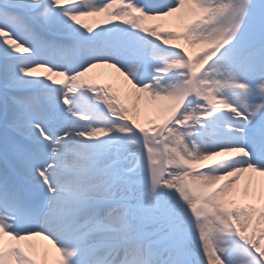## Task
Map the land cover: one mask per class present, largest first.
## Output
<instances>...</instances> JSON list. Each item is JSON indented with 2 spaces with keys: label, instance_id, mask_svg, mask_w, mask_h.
I'll list each match as a JSON object with an SVG mask.
<instances>
[{
  "label": "snow or ice",
  "instance_id": "snow-or-ice-1",
  "mask_svg": "<svg viewBox=\"0 0 264 264\" xmlns=\"http://www.w3.org/2000/svg\"><path fill=\"white\" fill-rule=\"evenodd\" d=\"M0 264H264V0H0Z\"/></svg>",
  "mask_w": 264,
  "mask_h": 264
},
{
  "label": "bare ground",
  "instance_id": "bare-ground-1",
  "mask_svg": "<svg viewBox=\"0 0 264 264\" xmlns=\"http://www.w3.org/2000/svg\"><path fill=\"white\" fill-rule=\"evenodd\" d=\"M93 71L96 74H104V79L102 80V82H115L109 78V74L115 73V69H111L108 67H100ZM37 240L39 241L40 238H37ZM44 243H47V242L45 241Z\"/></svg>",
  "mask_w": 264,
  "mask_h": 264
}]
</instances>
